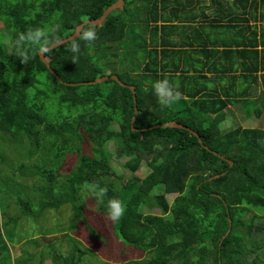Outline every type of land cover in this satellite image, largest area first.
Wrapping results in <instances>:
<instances>
[{"label":"trees","instance_id":"1","mask_svg":"<svg viewBox=\"0 0 264 264\" xmlns=\"http://www.w3.org/2000/svg\"><path fill=\"white\" fill-rule=\"evenodd\" d=\"M124 1V10H114L102 27L83 28L95 29L97 39H75L81 47L75 63L71 41L44 53L48 68L40 57L45 42L50 48L68 39L86 21L100 20L117 0H0V22L14 25L8 30L12 39L0 44V264H19L11 258L16 232H9L10 244L3 236V226L18 227L13 211L38 222L66 205H74L72 232L80 225L111 227L125 246L145 254L125 264L264 263V130H219L226 112H242V105L262 98L250 95L264 84V0H210L207 7L208 0ZM177 21L191 24L189 35L184 30L174 37ZM34 28L44 30L45 38L25 43L29 59L23 61L14 43ZM127 38L132 44L124 47ZM139 53L141 67L118 73L119 55ZM199 64H212V81L226 80V86H202L198 80L206 81L209 73L190 75ZM103 77L109 79L90 84ZM181 77L189 82L186 88L174 84ZM163 78L179 92L166 108L151 89ZM175 122L199 137L170 127ZM113 142L121 159L130 158L124 166L133 174L139 154L153 157L151 172L134 178L139 184L117 186L108 149ZM73 158L78 161L66 174ZM32 178L37 180L31 184ZM157 188L161 192L153 195ZM171 194H178L172 205ZM89 198L93 214L106 216L98 218L104 227L100 221L90 225ZM113 199L124 205L119 221L108 214ZM142 208L159 209L162 216ZM66 240L71 254L50 256L53 264H72L90 252L71 236Z\"/></svg>","mask_w":264,"mask_h":264},{"label":"rangeland","instance_id":"2","mask_svg":"<svg viewBox=\"0 0 264 264\" xmlns=\"http://www.w3.org/2000/svg\"><path fill=\"white\" fill-rule=\"evenodd\" d=\"M195 1L196 3L198 2V0ZM211 4L212 2L208 0L205 6L207 7ZM214 10L215 8L210 12L208 11V13L212 14ZM228 12H230V10H228ZM185 16L187 18L188 14H186ZM189 25L191 24L189 23ZM249 25L254 26L256 24L254 22H251L249 23ZM11 27H14L13 23L8 22L7 20H5L4 23L0 22V44H2L3 42H8L12 39L11 33L8 31ZM185 28V33L189 35L188 28L186 26ZM134 31L140 32L142 30L141 27H139L138 29L135 28ZM185 39L187 42V37ZM128 43L132 44L129 38L125 40L124 47ZM191 56H193L194 58L198 57L193 53H191ZM118 57L119 60L116 66L118 73H121V71L125 73H131L132 67H134V65H138L139 67H141L145 62L144 55L141 53L137 54L136 56L127 54L124 56L121 55V57L119 55ZM203 61L205 62L204 59H201V64H203ZM208 66L211 70H214L212 68V64ZM195 67L196 70L192 71L190 75L200 77L202 75L201 71H203L204 67L200 64L198 66L196 65ZM109 69L113 68H105L104 72H106L107 74L111 73L112 70ZM261 74L262 73H260L259 76H261ZM198 81H200L201 85L205 86L206 88H215L216 86L224 87L223 80L215 82L212 81V79L209 77L206 81ZM188 83L189 82L185 81L182 77L180 79L178 78L176 82H174V84H177V86L184 85V88L188 86ZM153 97L157 99L155 96ZM250 97L257 98L258 100L259 98H262L257 101L258 103L256 102L257 104L250 102L246 104L245 107L241 104L242 106H240L243 108L242 112L235 108H233V110L231 111H228V118L225 120V122L219 124L220 131L226 132L227 134L228 132L240 127L264 130V116L263 114L261 115V118L257 116V112L264 113V84L262 81L261 84H259L257 93L251 94ZM209 123L210 122L206 121V124H204V126L209 128L211 126ZM174 124L176 126L173 127V129L190 131L194 135H196V137H199V135L197 133H194V131H192L190 128L176 122ZM85 149L86 151H88L89 146H86ZM108 149L113 154L111 167L113 173L115 172L113 176L116 179L117 186L123 187V185L128 183L137 185L139 183L135 181V177L143 180L151 172L150 166L152 164L153 157L139 154V157L141 159L140 167L138 171L133 174L132 172H135V170L131 171L126 168V165L124 166V164H127L130 161V158L128 160L121 159L116 151L117 145L114 142L112 144H109ZM77 161V158H73L71 161H68L69 165L66 169V174L69 173L72 166L76 164ZM71 162L72 164H70ZM36 180L37 178H32L28 181L32 184ZM160 192L161 188H157L154 190L153 195H157ZM83 195L85 199L88 198L87 193H83ZM177 197L178 194H171L167 196L169 204L172 205ZM68 199L69 196L65 198V201L67 202ZM88 200L93 203V208L90 209L88 214L91 218L90 225H94L95 223H99L100 221L101 226L104 227L105 224L102 222V220H100L103 216H97L93 214V212L95 213L96 211V208H94V202L91 198H89ZM12 206H15L14 202L12 203ZM72 207L74 208V205H66V207L60 209L59 211H48L45 213L43 218L39 219L38 222L31 220V218L22 217V214H20L18 211H13L14 214L12 215V217L19 219L18 227L15 228L14 226H10L8 228L6 226H3V236L6 240L10 231L12 234L16 232V235L18 236L14 244L15 247H12L11 249L12 262H19V264H53V260H51L50 256L56 257V255L60 254L69 257V254H71V245L66 240L67 235L75 239L80 248L90 251L94 254L92 255L89 252L86 255H79L72 264H125L129 262H138L145 258V254L141 251L136 250V248L131 246H125L123 244V240L120 239V235L114 236L112 234L111 227H108V229L105 227L104 230L96 228L100 232H98L94 228L90 230L84 225H80L79 227H77L75 229V232L69 230L72 226V217L74 216ZM14 208L15 207H13L12 210ZM141 210L144 213L162 216V212L159 209L142 208ZM28 233H30V235H28ZM7 241L8 244H10V241ZM30 241H32L33 243H31ZM262 260H264V258ZM258 264L264 263L259 262Z\"/></svg>","mask_w":264,"mask_h":264},{"label":"clouds","instance_id":"3","mask_svg":"<svg viewBox=\"0 0 264 264\" xmlns=\"http://www.w3.org/2000/svg\"><path fill=\"white\" fill-rule=\"evenodd\" d=\"M44 38L45 32L40 28L29 29L26 33L19 35L14 43V48L17 55H19L23 61H27L29 57L25 54V43L30 41L32 44H40ZM82 39L89 43L95 41L97 39L96 30L93 28L82 30ZM41 50L44 52L48 51L47 42H45ZM68 50L73 54L72 62L75 63L79 58V53L81 50L80 43L73 40ZM151 89L159 104L163 108L169 107L179 96V92L168 78H163L152 82ZM100 195H102V193ZM124 211V205L119 200L113 199L108 202V214L111 220L119 221L124 215Z\"/></svg>","mask_w":264,"mask_h":264},{"label":"water","instance_id":"4","mask_svg":"<svg viewBox=\"0 0 264 264\" xmlns=\"http://www.w3.org/2000/svg\"><path fill=\"white\" fill-rule=\"evenodd\" d=\"M124 6H125V1L124 0H118L115 4H113L111 7L108 8V10L104 13L103 17L98 20V21H86L85 23H83L81 26H79L75 32V34L71 37H69L68 39H65V40H62L56 44H53L50 48H48V50H53V49H56V48H59L60 46H62L63 44L67 43V42H71L75 39H78L80 37H82L81 35V31L83 30V28L87 25H92V26H97V27H102L105 22H106V19L108 18V16L114 11V10H120V11H123L124 10ZM44 51H41L40 52V57L41 59L43 60V62L47 65L48 68H50L49 66V63L48 61L46 60V58L44 57ZM55 76H57L55 74ZM58 77V76H57ZM109 79V77H103L101 79H98L97 81L95 82H92L90 84L92 85H97V84H103L104 82H106L107 80ZM112 80H115L117 81L118 83H120L123 87H126V85L122 84V82L115 76H112L111 77ZM133 94H135V88L134 87H130ZM138 110H136V114H135V118H134V121H136L137 117H138ZM88 118V115L82 117L81 119V123H84L85 120ZM176 125L174 123H172L170 125V127H175Z\"/></svg>","mask_w":264,"mask_h":264},{"label":"crops","instance_id":"5","mask_svg":"<svg viewBox=\"0 0 264 264\" xmlns=\"http://www.w3.org/2000/svg\"><path fill=\"white\" fill-rule=\"evenodd\" d=\"M186 21H177V22H175V25L177 26L176 27V30H175V36L174 37H176V39H179L180 37H182L183 35L182 34H180V33H182L184 30H185V26L186 27H188V26H190L189 25V23H185ZM159 26L161 25L160 23L158 24ZM177 32H179V34L180 35H176L177 34ZM195 63V62H194ZM205 63V62H204ZM183 64V65H182ZM184 61H183V63H181V70L182 71H184V70H186V68L184 67ZM210 68H209V66H206V68L205 69H203V71H201V72H204V73H209V70ZM208 75V77H210V78H212V73L210 74H207ZM226 84H227V81L225 80L224 81V87L226 86ZM223 87V88H224ZM221 89V88H220ZM222 92V91H221ZM232 108L230 107L229 108V110H231ZM226 114H227V112H226ZM228 118V117H227Z\"/></svg>","mask_w":264,"mask_h":264}]
</instances>
